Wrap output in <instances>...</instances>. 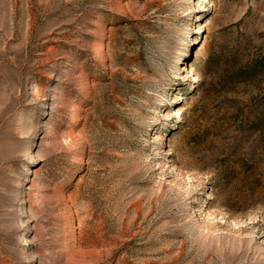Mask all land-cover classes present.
Instances as JSON below:
<instances>
[{
    "label": "rangeland",
    "instance_id": "obj_1",
    "mask_svg": "<svg viewBox=\"0 0 264 264\" xmlns=\"http://www.w3.org/2000/svg\"><path fill=\"white\" fill-rule=\"evenodd\" d=\"M0 264H264V0H0Z\"/></svg>",
    "mask_w": 264,
    "mask_h": 264
}]
</instances>
